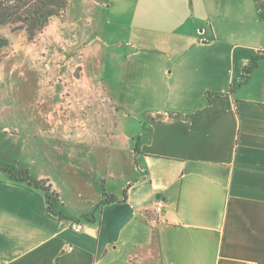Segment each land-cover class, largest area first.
<instances>
[{
	"label": "crops",
	"instance_id": "obj_1",
	"mask_svg": "<svg viewBox=\"0 0 264 264\" xmlns=\"http://www.w3.org/2000/svg\"><path fill=\"white\" fill-rule=\"evenodd\" d=\"M68 4L93 38L82 80L108 84L115 108L101 112L95 90L80 128L35 117L14 118V134L0 127V264H264V60L251 68L264 0ZM24 112L40 113L9 114Z\"/></svg>",
	"mask_w": 264,
	"mask_h": 264
},
{
	"label": "rangeland",
	"instance_id": "obj_2",
	"mask_svg": "<svg viewBox=\"0 0 264 264\" xmlns=\"http://www.w3.org/2000/svg\"><path fill=\"white\" fill-rule=\"evenodd\" d=\"M67 17L66 10L60 17L52 18L48 26L32 40L25 30L15 31L10 25H0V37L9 41V46L0 50V127L6 129L7 133L14 134L17 131L16 121L13 120L16 117L23 123L28 122L30 117L43 120L54 118L53 123L66 121L74 125L72 128H80L86 122L83 121V115L80 116L82 109L78 107L87 109L91 106L93 109L94 104L98 106L93 96L95 90L103 95L101 100L97 99L98 103L101 102V112L105 113L108 106L114 111L115 106L107 95L108 84L82 80L83 76L89 77V70L92 74L93 38L80 30L79 19ZM99 37L104 43L117 48L114 36ZM80 93L83 95L80 96ZM31 107L39 108L40 113L9 114L15 108L29 111ZM86 115H90L89 110ZM101 121H106L104 115ZM32 141L33 144L38 142L36 139ZM48 146V153L55 162L60 161L59 156L63 151L55 144ZM4 150V147L0 148L3 154ZM96 160L99 158L84 163L67 160V163L89 169Z\"/></svg>",
	"mask_w": 264,
	"mask_h": 264
},
{
	"label": "trees",
	"instance_id": "obj_3",
	"mask_svg": "<svg viewBox=\"0 0 264 264\" xmlns=\"http://www.w3.org/2000/svg\"><path fill=\"white\" fill-rule=\"evenodd\" d=\"M68 5V0H0V25H10L15 31L25 30L32 40L48 26L52 18L65 13ZM8 46L9 41L5 37H0V50ZM261 59L264 60V53L253 58L251 68L256 67ZM5 171L11 174L15 181L42 189L49 197L50 188H45L43 184L33 181L30 177H25L22 172H13L10 167L5 168ZM114 202L115 199L108 196L102 204ZM48 209L51 211L50 204Z\"/></svg>",
	"mask_w": 264,
	"mask_h": 264
},
{
	"label": "built area",
	"instance_id": "obj_4",
	"mask_svg": "<svg viewBox=\"0 0 264 264\" xmlns=\"http://www.w3.org/2000/svg\"><path fill=\"white\" fill-rule=\"evenodd\" d=\"M164 203L161 199L157 200L150 217V222L153 225H158L164 221ZM70 227L75 232L83 230L84 226L80 222H71Z\"/></svg>",
	"mask_w": 264,
	"mask_h": 264
},
{
	"label": "water",
	"instance_id": "obj_5",
	"mask_svg": "<svg viewBox=\"0 0 264 264\" xmlns=\"http://www.w3.org/2000/svg\"><path fill=\"white\" fill-rule=\"evenodd\" d=\"M157 199H160V197H158Z\"/></svg>",
	"mask_w": 264,
	"mask_h": 264
}]
</instances>
